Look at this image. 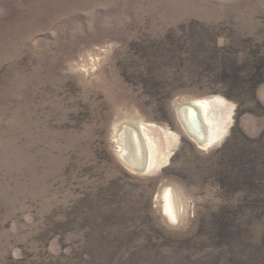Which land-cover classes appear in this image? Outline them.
<instances>
[{
	"label": "rangeland",
	"instance_id": "1",
	"mask_svg": "<svg viewBox=\"0 0 264 264\" xmlns=\"http://www.w3.org/2000/svg\"><path fill=\"white\" fill-rule=\"evenodd\" d=\"M199 100L207 146L177 112ZM123 125L146 127L147 170L120 159ZM173 248L264 264V0H0V264H169Z\"/></svg>",
	"mask_w": 264,
	"mask_h": 264
},
{
	"label": "bare ground",
	"instance_id": "2",
	"mask_svg": "<svg viewBox=\"0 0 264 264\" xmlns=\"http://www.w3.org/2000/svg\"><path fill=\"white\" fill-rule=\"evenodd\" d=\"M177 112L179 118L181 116L180 121L185 126V128H187L186 126L188 125V118L193 119L194 123L196 124L195 126H197L195 129L199 127V132H194L190 129V127L186 130L188 133L187 135H189L190 138L199 145L207 146L212 139H215V137L218 138L216 133V122L210 102L206 100H199L196 102L183 104L178 108ZM129 128H131L130 133ZM145 128L146 127H144V125L140 127L136 125L133 128L129 125H123L121 128L116 129L115 143L119 148L118 152L120 159L130 169L137 171L147 170L151 166V160L153 159L151 158L152 150L149 144L150 142L148 141L149 139L146 138L147 134L144 131ZM134 159H136L137 162ZM162 202L167 216L172 221H177L179 216V203L174 192L170 188L163 190Z\"/></svg>",
	"mask_w": 264,
	"mask_h": 264
},
{
	"label": "trees",
	"instance_id": "3",
	"mask_svg": "<svg viewBox=\"0 0 264 264\" xmlns=\"http://www.w3.org/2000/svg\"><path fill=\"white\" fill-rule=\"evenodd\" d=\"M174 249H176V250H174ZM182 248H173V250H171V251H174V253H172V252H167V256H165V255H163L165 258H167L168 259V263L169 264H173L175 261H179V262H181L182 264H192V262H191V259L190 258H188V254L190 253V252H188L187 253V256L184 258V257H182V255H179V253L178 252H176L177 250H181ZM184 249H186V248H184ZM187 250V249H186ZM218 250H220V248L218 249ZM176 253V254H175ZM214 253V252H213ZM196 256L197 255H199V254H195ZM201 259H202V256H201ZM174 264H177L176 262L174 263Z\"/></svg>",
	"mask_w": 264,
	"mask_h": 264
}]
</instances>
